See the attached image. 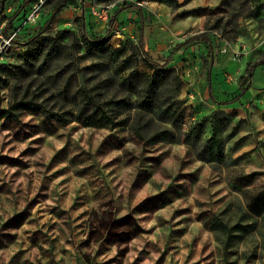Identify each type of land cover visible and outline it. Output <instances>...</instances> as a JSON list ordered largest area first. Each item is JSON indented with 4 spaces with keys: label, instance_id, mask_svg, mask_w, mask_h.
Instances as JSON below:
<instances>
[{
    "label": "rangeland",
    "instance_id": "1",
    "mask_svg": "<svg viewBox=\"0 0 264 264\" xmlns=\"http://www.w3.org/2000/svg\"><path fill=\"white\" fill-rule=\"evenodd\" d=\"M175 1L45 0L25 27L30 5L0 0L2 109L76 115L87 95L128 122L64 125L20 109L0 121V264H264V213L247 207L264 188V0ZM106 7L105 20L90 13ZM141 25L160 66L198 36L165 65L181 81L176 95L159 89L166 105L181 102L170 121L137 107L151 72ZM85 38L104 43L90 51ZM136 122L145 138L171 131L174 141H141ZM195 125L196 145L183 143Z\"/></svg>",
    "mask_w": 264,
    "mask_h": 264
},
{
    "label": "trees",
    "instance_id": "2",
    "mask_svg": "<svg viewBox=\"0 0 264 264\" xmlns=\"http://www.w3.org/2000/svg\"><path fill=\"white\" fill-rule=\"evenodd\" d=\"M158 1H171L176 5L175 0H158ZM24 4L31 5L33 0H23ZM62 2H58L56 5V8L54 10V14H57L61 11L62 8ZM133 7H137L139 10H141L140 7L134 6V5H125L122 8H120L119 11H124ZM2 7L0 8V13L2 12ZM27 9V8H26ZM25 9V10H26ZM24 10V11H25ZM6 37H8L7 34H5ZM198 36H191L184 40L183 42L177 44L173 47L171 50L170 55L166 58L164 66H160L159 64H156L151 61L149 55L147 52L143 50V39L142 34H140L139 37V46L141 49V52L143 54L144 59L149 63L151 72L144 75L143 80V87L142 91L139 94L141 98L138 100V108L140 110H143L147 113H157L158 116L166 121H170L172 115V105L175 104L177 108L180 107L181 102L178 100H174L169 105H166V103H163L161 100V94L159 89L162 86H174L173 95H176L181 90V81L176 77L172 76L171 70H166V66L171 61V55H173L175 52L179 51L180 49L184 48L185 46L189 45L193 41L197 40ZM85 44L88 47V50L92 51L93 48H100L102 47L104 40L99 41H90L87 38L84 40ZM34 50H27L24 55H28L29 57H34ZM258 64H264V59H262ZM1 67V66H0ZM2 68V67H1ZM255 66H251L248 69V75L242 80L241 86L242 87L252 76L253 70ZM4 69V68H3ZM246 92L245 88H242L240 90V95H244ZM18 109L24 110V111H32V112H43V116L48 120H54L56 123L60 124L63 123L64 125L67 123H70L73 119V121H76L80 124H82L85 127H96V128H109L114 129L118 126H124L127 124V120H123L122 122L115 123L112 118H110L106 111L102 108V106L95 105V103L92 101V99L86 95V99L84 101L83 106L79 109L76 115H73L72 112H66L62 114L58 113H48L44 112L39 106L32 104L31 102H18L13 110H7L2 109L0 107V121L3 119L13 118L14 121H17L18 115L15 113ZM69 116V118L67 117ZM175 123L177 120H173ZM172 122V124H174ZM138 122L131 124L130 131L133 133V135L138 138L141 141H144L148 144H155L158 142H165V143H172L174 141V134L171 131H162L157 132L154 135L150 136L149 138H145L143 134H141L140 130L141 127L137 126ZM200 128L199 125L193 126L181 139V141L185 144H189L192 146H195L197 143L196 138L193 136V134L198 131ZM212 141L213 138H209L208 140L204 141L203 146L206 147L207 150H211L212 148ZM248 211L255 215L260 216L262 213H264V188L260 189L255 195H253L249 201H248ZM211 229L219 227L215 222H212L210 225ZM224 230H234L239 228V225H236L232 228H227L226 226H221Z\"/></svg>",
    "mask_w": 264,
    "mask_h": 264
},
{
    "label": "built area",
    "instance_id": "3",
    "mask_svg": "<svg viewBox=\"0 0 264 264\" xmlns=\"http://www.w3.org/2000/svg\"><path fill=\"white\" fill-rule=\"evenodd\" d=\"M44 2L45 0H38L32 3L24 12H22L23 24H24L23 26L26 27L36 24L41 14ZM108 9H109L108 7L102 9L92 8L90 10V13L92 14L93 17L105 20L107 18ZM12 37L13 35L9 36L8 40L11 41ZM1 67L5 68L6 66L3 64L1 65Z\"/></svg>",
    "mask_w": 264,
    "mask_h": 264
},
{
    "label": "crops",
    "instance_id": "4",
    "mask_svg": "<svg viewBox=\"0 0 264 264\" xmlns=\"http://www.w3.org/2000/svg\"><path fill=\"white\" fill-rule=\"evenodd\" d=\"M130 9H132V8H130ZM130 9H127V10H130ZM124 11H126V10H124ZM138 11L139 12H141L139 9H138ZM119 12H122V11H119ZM140 19H143V16L140 14ZM140 34H142V39H143V47H144V27H143V25H141V27H140V30H139V37H140ZM138 40H139V38H138ZM191 44V43H190ZM189 44V45H190ZM188 46V45H187ZM186 47V46H185ZM173 49V48H172ZM171 49V50H172ZM183 49V48H182ZM181 50V49H180ZM179 50V51H180ZM178 52V51H177ZM176 53V52H175ZM172 56V55H171Z\"/></svg>",
    "mask_w": 264,
    "mask_h": 264
}]
</instances>
